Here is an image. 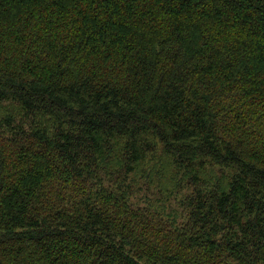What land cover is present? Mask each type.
I'll use <instances>...</instances> for the list:
<instances>
[{
    "label": "trees",
    "instance_id": "obj_1",
    "mask_svg": "<svg viewBox=\"0 0 264 264\" xmlns=\"http://www.w3.org/2000/svg\"><path fill=\"white\" fill-rule=\"evenodd\" d=\"M0 264H264V0H0Z\"/></svg>",
    "mask_w": 264,
    "mask_h": 264
},
{
    "label": "rangeland",
    "instance_id": "obj_2",
    "mask_svg": "<svg viewBox=\"0 0 264 264\" xmlns=\"http://www.w3.org/2000/svg\"><path fill=\"white\" fill-rule=\"evenodd\" d=\"M156 189L154 188V193ZM143 193V192H142ZM141 193V194H142ZM150 199H145L146 201L152 200V203L159 205L160 209L166 212L176 213L179 210L178 198L175 197V193L165 198L163 195H155L153 193L150 194Z\"/></svg>",
    "mask_w": 264,
    "mask_h": 264
}]
</instances>
